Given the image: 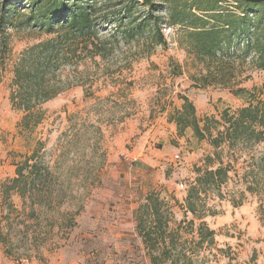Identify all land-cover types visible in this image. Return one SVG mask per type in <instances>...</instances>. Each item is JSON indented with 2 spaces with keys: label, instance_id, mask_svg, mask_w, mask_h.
<instances>
[{
  "label": "rangeland",
  "instance_id": "1",
  "mask_svg": "<svg viewBox=\"0 0 264 264\" xmlns=\"http://www.w3.org/2000/svg\"><path fill=\"white\" fill-rule=\"evenodd\" d=\"M138 1H98L97 7L106 5L98 11L104 24L80 62L62 67L73 84L42 105L45 117L32 135L20 132L22 112L11 102L15 69L57 34L26 22L27 2L10 14L13 24L0 22V264H154L150 253L173 245L175 264H264V171L257 165L264 141L235 154L222 148L230 178L220 194L205 195L202 220L215 238L200 242L196 229L202 220L186 211L185 199L214 147L192 128L179 134L172 120L182 97L195 104L201 123L207 115L220 118L226 108L236 111L246 101L234 90L260 88L264 71L248 58L232 69L227 85H203L206 66L182 48L185 29L169 21L175 0H150L152 7ZM132 3L138 21L159 18L164 44L145 31L130 40L121 32L111 37L117 19L130 21L123 11ZM102 40L110 49L98 54L93 44L100 47ZM33 154L30 163L45 169L31 177L22 195L8 187L17 166ZM149 194L164 202L168 221L167 243L155 250L138 227L139 207ZM169 233L178 234V241L170 242Z\"/></svg>",
  "mask_w": 264,
  "mask_h": 264
},
{
  "label": "trees",
  "instance_id": "2",
  "mask_svg": "<svg viewBox=\"0 0 264 264\" xmlns=\"http://www.w3.org/2000/svg\"><path fill=\"white\" fill-rule=\"evenodd\" d=\"M98 1L4 0L0 13L1 24H13L14 15L10 14H15L27 2L30 12L26 22H33L34 26L47 33L57 34L35 46L15 69L10 98L13 107L22 112L18 124L20 132L32 135L45 117L42 105L73 84L62 67L79 63L83 51L94 40L96 28L103 26L99 13L105 10L106 5L103 2L97 7ZM133 1L140 4L138 0ZM229 1L235 4L233 9L224 5L222 0H175L168 7L170 24L185 29L182 48L187 53L195 54L207 68L206 74H203V85L213 82L227 85L233 76L232 69L248 58L254 67L264 71V0ZM142 3L153 6L150 0H143ZM134 5L132 3L124 7L123 13L130 21L122 24L119 19H115L118 26L111 37L116 39L121 32L123 38L130 40L142 36L145 31L146 37L164 44L166 40L159 18L147 15L138 21L134 17ZM122 26L125 27L120 31ZM102 43L100 47L98 42L93 44L98 54H104L110 49L107 40H102ZM57 72H62V75ZM63 78L68 80L67 83ZM234 94L244 98L245 104L236 111L224 109L220 118L207 115L201 123L195 104L187 97H182L181 107L175 108L172 115L179 134L192 128L198 138L207 139L214 147L213 153L206 155L205 167L199 169L196 182L189 188L185 199L184 208L199 220L203 219L202 212L204 214L206 209L205 195L211 191L220 194L221 185L230 178V162L224 163L222 148L227 146L228 151L235 154L236 150H252L264 141V83L260 88L238 87ZM34 154L17 166V176L12 178L8 188L22 195L27 192L31 177L34 174L39 176L44 168L38 162L30 163ZM260 161L257 165L264 171V157ZM254 188L250 184L247 186L251 192ZM163 205L164 202L157 194H149L147 201L139 207L143 213L138 219V227L144 231V241L149 249L155 250L159 245L167 243L164 226L168 221ZM145 218L155 225H147ZM196 231L200 242H214L215 231L204 220L200 221ZM178 236L169 233L170 242L178 241ZM174 247L176 245L163 247L159 254L150 253L151 261L159 264L171 260V264H175L176 260L172 259Z\"/></svg>",
  "mask_w": 264,
  "mask_h": 264
},
{
  "label": "built area",
  "instance_id": "3",
  "mask_svg": "<svg viewBox=\"0 0 264 264\" xmlns=\"http://www.w3.org/2000/svg\"><path fill=\"white\" fill-rule=\"evenodd\" d=\"M167 30H169L171 32L172 27H168ZM182 186H184L183 184H181Z\"/></svg>",
  "mask_w": 264,
  "mask_h": 264
}]
</instances>
